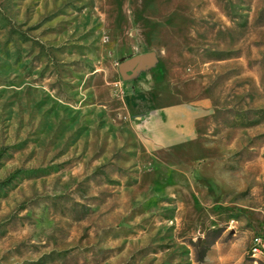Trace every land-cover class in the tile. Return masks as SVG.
Instances as JSON below:
<instances>
[{
    "label": "rangeland",
    "instance_id": "obj_1",
    "mask_svg": "<svg viewBox=\"0 0 264 264\" xmlns=\"http://www.w3.org/2000/svg\"><path fill=\"white\" fill-rule=\"evenodd\" d=\"M175 103L201 114L172 142ZM16 168L0 264H264V0H0V179Z\"/></svg>",
    "mask_w": 264,
    "mask_h": 264
},
{
    "label": "crops",
    "instance_id": "obj_2",
    "mask_svg": "<svg viewBox=\"0 0 264 264\" xmlns=\"http://www.w3.org/2000/svg\"><path fill=\"white\" fill-rule=\"evenodd\" d=\"M161 110L165 133L172 142L194 135L196 131L195 120L201 114L199 105L175 103L163 106Z\"/></svg>",
    "mask_w": 264,
    "mask_h": 264
},
{
    "label": "water",
    "instance_id": "obj_3",
    "mask_svg": "<svg viewBox=\"0 0 264 264\" xmlns=\"http://www.w3.org/2000/svg\"><path fill=\"white\" fill-rule=\"evenodd\" d=\"M156 61V56L153 51H147L139 54H135L122 60L117 70L122 80H128L131 75L135 74L139 70L152 66Z\"/></svg>",
    "mask_w": 264,
    "mask_h": 264
},
{
    "label": "built area",
    "instance_id": "obj_4",
    "mask_svg": "<svg viewBox=\"0 0 264 264\" xmlns=\"http://www.w3.org/2000/svg\"><path fill=\"white\" fill-rule=\"evenodd\" d=\"M249 250L251 254H262L264 255V239L260 236H254L250 245Z\"/></svg>",
    "mask_w": 264,
    "mask_h": 264
},
{
    "label": "trees",
    "instance_id": "obj_5",
    "mask_svg": "<svg viewBox=\"0 0 264 264\" xmlns=\"http://www.w3.org/2000/svg\"><path fill=\"white\" fill-rule=\"evenodd\" d=\"M19 169L16 168L12 171H10L9 173H7L3 178L0 179V186H4L6 184H8L14 177L15 175L18 173Z\"/></svg>",
    "mask_w": 264,
    "mask_h": 264
}]
</instances>
